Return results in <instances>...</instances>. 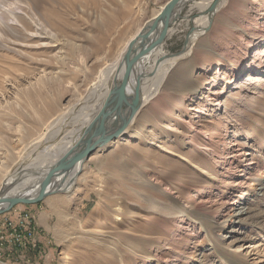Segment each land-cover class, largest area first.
Returning <instances> with one entry per match:
<instances>
[{
    "label": "rangeland",
    "instance_id": "rangeland-1",
    "mask_svg": "<svg viewBox=\"0 0 264 264\" xmlns=\"http://www.w3.org/2000/svg\"><path fill=\"white\" fill-rule=\"evenodd\" d=\"M168 1L0 0V191L74 144ZM163 42L119 140L0 214L31 212L40 245L0 264H264V0H189Z\"/></svg>",
    "mask_w": 264,
    "mask_h": 264
},
{
    "label": "water",
    "instance_id": "water-1",
    "mask_svg": "<svg viewBox=\"0 0 264 264\" xmlns=\"http://www.w3.org/2000/svg\"><path fill=\"white\" fill-rule=\"evenodd\" d=\"M187 1L169 0L159 13L128 43L129 45L118 66L119 69L124 68L122 79L119 80L118 75L114 77V85L109 89L99 112L89 125H84L81 134L76 137L72 147L64 155L61 154L52 164L50 163L49 171H43L44 168H42L20 175H18L20 171H16L12 177L4 180L3 189L0 191V214L20 203L35 204L50 194L64 190L65 182L68 177H74L71 175L81 161L89 159L99 146L104 145L102 143L110 142L123 133L140 103L141 94L138 85L135 87V96L128 104L130 114L125 115L121 120L117 118L119 115L117 110L125 107L128 103L127 87L132 83L134 70L139 62L144 60L142 58L153 56L163 45L170 25L177 19ZM216 5L217 2L212 5L211 13L215 10ZM115 125L116 127H114ZM110 127L115 130L112 134L106 135Z\"/></svg>",
    "mask_w": 264,
    "mask_h": 264
},
{
    "label": "bare ground",
    "instance_id": "bare-ground-1",
    "mask_svg": "<svg viewBox=\"0 0 264 264\" xmlns=\"http://www.w3.org/2000/svg\"><path fill=\"white\" fill-rule=\"evenodd\" d=\"M187 1V0H186ZM189 1V0H188ZM206 2V1H205ZM186 4V3H185ZM183 8V7H182ZM161 10V9H160ZM156 16V15H155ZM152 20V19H151ZM207 21H209L208 20V18L206 19V21H205V24L207 23ZM139 33V32H138ZM194 35H192L191 36V39H190V41H192L193 39H194ZM135 38V37H134ZM190 45V44H189ZM157 55L158 54H160L161 53V50H160V48L155 52ZM154 53V54H155ZM176 55V54H175ZM120 57V56H119ZM121 58V57H120ZM142 59H144V60H142L141 62H139V64L137 65V67L135 68V70H134V75L132 76V83H130V85H128V87H127V96H128V98H127V104L125 105V107H123V108H120L119 110H117V112L119 113V116H120V120L121 119H123L124 117H125V115L126 116H128L129 114H130V112H129V103L131 102V100L133 99V97L135 96V87L136 86H138L139 85V93L140 94H142L141 95V100L143 101V102H145V101H147L148 100V98L149 97H151L152 96V94H153V91L155 90V87L157 86L156 85V83L155 84H152V85H150V86H143V84H144V82L142 83L141 82V75H143V74H141V72L143 71V69H144V65L149 61V60H151L152 59V56H146V57H144V58H142ZM170 59V58H169ZM157 60V59H156ZM166 60H168V59H166ZM121 62V59H118V61H116L112 66H110V68L108 69V71H107V75H111L112 73H113V75H118L119 76V79L121 78L122 79V77H123V73H124V68H121V69H119L118 68V66H119V63ZM163 64V63H162ZM161 64L160 63H158V65L155 67L156 69L160 66ZM141 69H142V71H141ZM159 69V68H158ZM110 72V73H109ZM105 73V72H104ZM165 73V72H164ZM166 74V73H165ZM107 77V76H106ZM148 77V76H147ZM146 85V84H145ZM110 86V85H109ZM108 95V93L106 94V96ZM105 96V97H106ZM98 113V112H97ZM97 113H95L94 114V116L97 114ZM94 119V117L92 118V120ZM91 120V119H90ZM132 121V120H131ZM91 123V122H90ZM129 125V124H128ZM114 127H116V125L114 126ZM130 127V126H129ZM114 130L115 129H113V127H110V129H108V133H106V135H110V134H112L113 132H114ZM125 131V130H124ZM104 138H107V137H105V136H103ZM119 140V138L118 137H116L114 140H110V142H105V143H102V144H104V145H101V146H99V147H103V146H106V145H110L111 143H113V142H116V141H118ZM66 147V146H65ZM72 147V146H71ZM71 147H68L67 149H64V151H62V154L64 155V153L65 152H67ZM94 153V152H93ZM241 153V152H240ZM61 156V155H60ZM59 156V157H60ZM58 157V158H59ZM58 158H56L55 160H57ZM55 160H53V161H51V162H49V164H42V165H38L37 167H35L34 169H27L26 167H25V163L23 162V163H21V164H19L18 165V167L17 168H15L14 170H13V173L14 172H16V171H20L19 173H18V175H20V174H24V173H27V172H34V170H41L42 168H44L43 169V171H49L48 169H49V166L55 161ZM51 163V164H50ZM83 163H84V160L83 161H81L78 165H77V167H76V170H75V172L73 173V175H71V176H74V177H68V179H67V181L65 182V186H67V185H69L68 187L70 188V187H72L73 185H72V183L74 182L73 180L76 178V176L80 173V171H81V169H82V167H83ZM12 173V174H13ZM6 178V177H5ZM53 181H54V179H53ZM246 194H248L247 192H245V191H243L242 192V194H241V196H245ZM260 194H264V187L262 188V192L260 193ZM49 197V196H48ZM240 211L239 212H237L236 214L238 215V217L240 218V219H243V217L244 216H246V217H249L252 221H255L256 219H258V215L257 214H255V215H253V214H250V212H248V210H247V207H244V206H242L240 209H239ZM260 213V212H259ZM170 240H171V238H169V239H167V241H166V245H167V243H169L170 242ZM40 246V245H39ZM182 251V250H181Z\"/></svg>",
    "mask_w": 264,
    "mask_h": 264
},
{
    "label": "built area",
    "instance_id": "built-area-1",
    "mask_svg": "<svg viewBox=\"0 0 264 264\" xmlns=\"http://www.w3.org/2000/svg\"><path fill=\"white\" fill-rule=\"evenodd\" d=\"M0 217V255L11 247L20 250L40 248L36 238V217L28 210L11 212ZM46 264V263H45Z\"/></svg>",
    "mask_w": 264,
    "mask_h": 264
},
{
    "label": "crops",
    "instance_id": "crops-1",
    "mask_svg": "<svg viewBox=\"0 0 264 264\" xmlns=\"http://www.w3.org/2000/svg\"><path fill=\"white\" fill-rule=\"evenodd\" d=\"M38 203H39V202H38ZM38 203H37V204H38ZM45 203H46V205L49 206V204H47V201H46ZM42 204H43V203H41L40 206H42V208H43V205H42Z\"/></svg>",
    "mask_w": 264,
    "mask_h": 264
}]
</instances>
